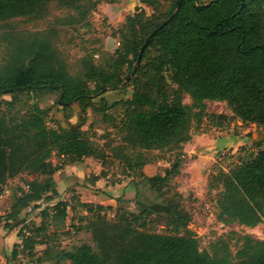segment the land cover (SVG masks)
<instances>
[{
  "label": "trees",
  "instance_id": "16d2710c",
  "mask_svg": "<svg viewBox=\"0 0 264 264\" xmlns=\"http://www.w3.org/2000/svg\"><path fill=\"white\" fill-rule=\"evenodd\" d=\"M51 1L79 7L82 0H0V17L38 14ZM101 1L119 0H88V9ZM139 1L148 4L152 12L146 15L136 5L138 11L124 17L111 71L94 63L90 53L80 59L81 78H73L48 42L40 38L32 40L0 73V97H11L0 102L9 108L16 94L34 98L45 90L59 93L57 103L64 111L73 102L80 111L100 103L92 110L108 121L111 117L106 109L122 101L124 141L132 149H141L133 154L135 161L126 165L129 172L140 169L129 181L135 187V209L128 208L130 198L124 193L115 199L114 207L80 203L88 215L61 233L68 237L62 248L51 254L46 245L42 257L53 256L52 264H264V239L248 234L236 240L234 253L222 238L210 243L208 250L200 249L193 232H180L190 221L188 212L177 201L165 200L160 192L168 177L179 172L182 145L191 137L192 123L199 124L205 114V100L225 101L240 120L264 128V0ZM139 54L142 62L136 66ZM123 64L131 73L126 98L119 74ZM166 68L173 70L171 79L176 84L171 96L163 87ZM109 92L123 96L115 99ZM183 92L191 97L190 105L182 102ZM45 115L46 110L33 103V110L19 118L0 116V185L22 173L35 175L21 181V192L14 196L4 218L0 217L5 230L15 227L24 209L35 208L38 201L50 200L57 193L53 174L60 165L101 154L80 123L63 126L56 122L55 127H48ZM99 122L95 118L92 124ZM255 145L258 150L254 154L215 178L221 182L216 218L223 223L253 227L264 222V149L259 148L261 142ZM150 149L176 153L162 175L146 176L141 170L148 163L142 150ZM111 163L106 157L101 160L106 169ZM106 174L102 169L99 172L100 176ZM138 195H145L147 203ZM51 208L62 218L66 215L65 201ZM105 210L111 211L112 218H107ZM21 221L20 242L13 245L12 254L26 251L33 257L34 246L46 244V238L56 233H45V211L37 225ZM159 226L170 232H159ZM42 257L37 256L33 264H41Z\"/></svg>",
  "mask_w": 264,
  "mask_h": 264
},
{
  "label": "rangeland",
  "instance_id": "374dc122",
  "mask_svg": "<svg viewBox=\"0 0 264 264\" xmlns=\"http://www.w3.org/2000/svg\"><path fill=\"white\" fill-rule=\"evenodd\" d=\"M208 1L200 0L199 2ZM136 5L142 7L146 15L151 14L152 8L139 0H119L115 3L101 1L93 9H88V0H82L79 7L64 6L57 1H51L38 14L18 15L7 19L0 17V73L13 63L21 50L26 49L32 40L40 38L48 42L49 48L73 78H81L83 71L80 59L83 55L90 53L93 54L94 63L111 71L118 54L115 52L119 46L118 29L127 14L138 11L134 9ZM141 62L137 59L134 64L137 66ZM119 74L123 79L120 85L126 86L127 96L124 95V98L129 97L131 73L125 64L120 65ZM172 74L171 68L165 69L163 87L164 92L169 96L176 89V84L171 79ZM109 93L115 99L123 96L121 93ZM181 97L183 103L187 105L192 103L187 93L183 92ZM58 98L59 93L45 90L38 92L34 98L25 93L16 94L12 107H6L0 102V116L19 118L32 111L33 103H35L46 110L44 120L48 127H55L56 122L63 126L80 123V129L85 131L86 136L101 153L83 158L96 162V165L92 167L95 172H97V164L103 157L112 161L107 169L111 181L127 180L131 177L130 175L134 176L140 172L139 168L134 169L133 172L126 170L127 162L133 163L135 161L133 154L138 150L141 152V149H132L124 141L126 134L123 127L125 104L122 101L106 109V113L111 117L106 121L102 113H95L92 110L93 105L100 107L102 105L100 103H91L80 111L78 104L73 102L70 108L64 111L62 105L57 103ZM0 99L10 100L11 97L9 94H4ZM204 103L205 114L199 124L192 123L191 137L182 145L179 172L168 177L160 192L165 200L177 201L179 206L188 212L190 221L180 232H193L200 249L208 250L210 243L222 238L227 241L230 251L234 253L239 243L236 240L242 234H248L260 240L264 239V222L253 227H246L234 222L223 223L217 220L216 199L221 190V182L215 178L254 154L258 150L255 145L257 142H261L259 148L264 149V128L255 123L240 120L225 101L205 100ZM65 115L69 116L66 118ZM220 115H224V118ZM95 118L100 120L98 124H92ZM142 152L148 159V163L141 168L146 176L162 175L176 156L174 151L166 149H150L142 150ZM61 159L60 157L58 161ZM51 161L56 163L54 156L51 157ZM33 177H35L34 174L22 173L0 185V217L2 219L13 203L14 196L21 192L19 190L21 181L30 180ZM139 199L147 203L145 195L139 196ZM129 201L128 208L134 210V201L132 198ZM104 212L107 218H112L111 211L105 210ZM79 213L75 214V220L83 213L82 208L79 209ZM34 216H40V210L24 209L20 218L14 222L15 227L12 230L18 233L22 225L21 219L27 221L28 218ZM31 221L35 223L34 220L27 223ZM72 224L77 223L72 222L69 227ZM157 230L170 232L169 228L161 226L157 227ZM2 231L5 229H2L1 233ZM45 233L50 234L47 230ZM61 233L46 238V245L50 252L52 251L51 254L68 242L67 235ZM14 243L6 247L4 242H0V264H33L37 256L42 257L44 245L34 246L33 257L28 256L26 251H20L13 256ZM49 255H43L41 264L54 262L55 258Z\"/></svg>",
  "mask_w": 264,
  "mask_h": 264
},
{
  "label": "crops",
  "instance_id": "0c3cea01",
  "mask_svg": "<svg viewBox=\"0 0 264 264\" xmlns=\"http://www.w3.org/2000/svg\"><path fill=\"white\" fill-rule=\"evenodd\" d=\"M93 165L96 162L88 161L83 159L78 162L64 163L54 172L53 180L55 183L56 194L52 196L50 200H40L37 202V207L26 209L40 210V216L30 217L25 220L28 222L34 220V224H38L41 220L42 212L45 211L47 214V232L48 233H61L69 228V224L72 222L79 223L88 215L85 208L80 206V203H92L100 204L102 206L111 205L115 206V199L122 196L123 193L126 197L131 198L134 196L135 187L129 183L130 178L122 181H111L109 179L110 173L108 170L101 165V162L97 164V172L92 170ZM107 172L106 176H100V170ZM94 176V179H90V176ZM141 195H138V198ZM133 200V199H132ZM58 201L66 202V215L62 218L59 214L51 208ZM130 202V201H129ZM128 202V203H129ZM83 209V213L74 219L75 214H80L79 209ZM78 210V211H77ZM109 211V210H108ZM32 222V221H31ZM0 228V242H4L5 246H10L12 243H19V235L14 230H1ZM14 243V244H15ZM44 245L46 244H36Z\"/></svg>",
  "mask_w": 264,
  "mask_h": 264
},
{
  "label": "water",
  "instance_id": "95a60500",
  "mask_svg": "<svg viewBox=\"0 0 264 264\" xmlns=\"http://www.w3.org/2000/svg\"><path fill=\"white\" fill-rule=\"evenodd\" d=\"M150 37H151V35H149V36L147 37V41L149 40ZM139 58H140V54H139V56H138V60H139Z\"/></svg>",
  "mask_w": 264,
  "mask_h": 264
},
{
  "label": "built area",
  "instance_id": "2783aa9c",
  "mask_svg": "<svg viewBox=\"0 0 264 264\" xmlns=\"http://www.w3.org/2000/svg\"><path fill=\"white\" fill-rule=\"evenodd\" d=\"M22 232L25 233V234L27 233L26 229H22Z\"/></svg>",
  "mask_w": 264,
  "mask_h": 264
}]
</instances>
